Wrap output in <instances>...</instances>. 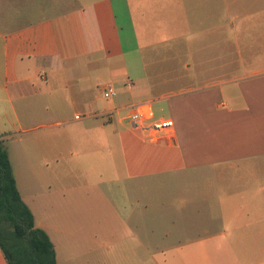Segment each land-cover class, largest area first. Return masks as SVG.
Masks as SVG:
<instances>
[{"label":"crops","instance_id":"0c3cea01","mask_svg":"<svg viewBox=\"0 0 264 264\" xmlns=\"http://www.w3.org/2000/svg\"><path fill=\"white\" fill-rule=\"evenodd\" d=\"M151 1L163 12L180 8L175 0ZM146 2L138 0L137 19L125 0L123 46L113 0H0V121L13 117L24 131L68 125L76 149L84 147L90 126L106 129L115 171L110 184L119 188L110 201L113 218L125 209L127 220L166 219L164 208L159 212L166 192L151 201L150 189L175 188L171 228L106 231L117 256L127 249L145 254L130 264H264V0L227 4L216 43L207 23L183 54L167 38L149 42L154 54L148 61L140 55L147 40L139 32L149 24L173 28V22L165 12L144 15ZM102 81L117 89L104 102L95 93ZM141 102L155 117L174 121L169 134L149 139L132 126L128 107ZM185 176L191 180L182 181ZM16 181L36 224L54 243L49 228L38 223V192L25 194ZM187 186L190 196H179L177 189ZM135 190L141 196H133ZM58 193V202L67 200ZM156 204L157 212L151 211ZM133 241L137 246H129ZM56 257L61 264L57 250ZM0 264H7L2 251Z\"/></svg>","mask_w":264,"mask_h":264},{"label":"rangeland","instance_id":"374dc122","mask_svg":"<svg viewBox=\"0 0 264 264\" xmlns=\"http://www.w3.org/2000/svg\"><path fill=\"white\" fill-rule=\"evenodd\" d=\"M89 2L92 0H81ZM118 17V21L122 26V40L125 46L126 40V22H125V0H113ZM180 8L165 9L166 20L173 22V28L164 30L163 25L161 30L157 26L149 24L148 30L140 31L139 36L147 42L142 46L143 59L148 61L152 58L151 49L147 48L149 42H157L158 38L165 40L168 44L175 46L181 45L182 54L185 43H189L191 35L205 27H214L213 41L219 38L216 26L222 25L223 11L227 4H231V8L240 4L242 0H175ZM247 1V0H245ZM244 3V2H243ZM135 18H141V9L138 5V0H131ZM145 13L163 16L164 12L155 9L156 3L148 0ZM174 5V4H173ZM147 11V12H146ZM161 11V12H160ZM236 14V13H235ZM179 21L180 25L174 28V20ZM152 18V17H151ZM156 19V18H155ZM154 19V20H155ZM187 19V20H186ZM147 20L150 18L147 16ZM165 24V23H164ZM220 32V29H218ZM166 33L164 34V32ZM174 31L177 33L175 35ZM174 34V35H173ZM182 40V44L177 41ZM163 48L165 54H169L171 47L166 45ZM215 45L214 52H217ZM148 49V50H146ZM146 51V52H145ZM160 52V51H158ZM141 57V56H139ZM150 57V59H148ZM170 62V61H169ZM168 61L166 63H169ZM114 78V77H113ZM112 78V79H113ZM128 77H125L126 80ZM104 79V75L101 80ZM109 79V80H112ZM116 80V78H115ZM113 80L115 83L116 81ZM104 81L100 87L95 90L98 98L104 102L103 91L99 89L104 87ZM113 83V82H112ZM114 86L116 87V85ZM157 106V105H156ZM15 119L12 117L0 121V136L8 147L9 156L12 162L14 175L19 182V186L23 193L31 189L38 192L37 208L35 207L38 223L46 225L54 238L58 260L61 264H116L117 261L122 264L133 263L132 259L136 256L139 259H144V253L140 250L131 252L130 249L123 251L120 256H117V246L112 242V238L108 234V230L112 229H128V227L143 229H164L171 228L173 225L169 215L173 214V200L175 198V188L167 187L161 189L158 185H154L150 189V195L153 196L151 201L157 199L158 191H165L163 204L160 205L159 212L164 208L167 213L166 219L157 220L150 218L144 220L141 216L137 217L138 221L132 219L127 220L128 212L122 209L119 213L121 217H114L111 210L110 201L115 194L119 192V188L110 184L115 176L113 160L108 156L109 143L105 140L106 129L103 128L93 130L89 128V135L86 137L84 147L76 149L72 141L69 140L70 129L68 125L60 127L44 126L37 130L24 131L21 125H14ZM116 126V124H115ZM117 127V126H116ZM58 134L57 141L52 140V134ZM8 135V136H7ZM56 143V144H55ZM73 147L78 151L79 158L76 159L71 151ZM120 148V145L117 144ZM112 157V156H111ZM168 179H173L169 177ZM108 180V181H107ZM157 178H151V181H156ZM182 181L189 182V176L183 177ZM67 189L64 190L63 189ZM63 192L67 196L66 201L58 202L61 196L58 192ZM180 195L190 196V188L183 187L177 189ZM53 193V194H52ZM133 196H141V190H135ZM91 202L79 201L78 198H86ZM100 199V203H95L94 200ZM154 199V200H152ZM158 205H152L153 212H157ZM146 237V236H144ZM137 246L136 242L129 243V246ZM156 258L162 259L160 253H154Z\"/></svg>","mask_w":264,"mask_h":264},{"label":"trees","instance_id":"16d2710c","mask_svg":"<svg viewBox=\"0 0 264 264\" xmlns=\"http://www.w3.org/2000/svg\"><path fill=\"white\" fill-rule=\"evenodd\" d=\"M0 251L7 264H59L48 232L23 200L4 140L0 139Z\"/></svg>","mask_w":264,"mask_h":264},{"label":"built area","instance_id":"2783aa9c","mask_svg":"<svg viewBox=\"0 0 264 264\" xmlns=\"http://www.w3.org/2000/svg\"><path fill=\"white\" fill-rule=\"evenodd\" d=\"M103 92L107 98L117 95V89L111 82L104 85ZM128 109V118L132 126L144 132L149 139L169 134L174 126V121L170 118L155 117L147 102L132 104Z\"/></svg>","mask_w":264,"mask_h":264}]
</instances>
